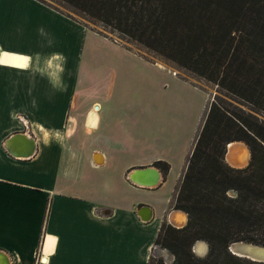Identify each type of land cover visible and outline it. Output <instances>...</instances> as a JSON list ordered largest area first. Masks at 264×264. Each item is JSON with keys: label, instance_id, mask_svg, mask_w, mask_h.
Masks as SVG:
<instances>
[{"label": "crops", "instance_id": "crops-1", "mask_svg": "<svg viewBox=\"0 0 264 264\" xmlns=\"http://www.w3.org/2000/svg\"><path fill=\"white\" fill-rule=\"evenodd\" d=\"M0 61V264H148L206 91L41 0H0Z\"/></svg>", "mask_w": 264, "mask_h": 264}, {"label": "trees", "instance_id": "trees-1", "mask_svg": "<svg viewBox=\"0 0 264 264\" xmlns=\"http://www.w3.org/2000/svg\"><path fill=\"white\" fill-rule=\"evenodd\" d=\"M61 1L219 88L172 197L187 221L163 219L154 239L174 258L151 253L148 264H264L228 248L234 240L264 245V0ZM233 140L250 151L244 166L226 161ZM201 239L208 250L197 255L192 246Z\"/></svg>", "mask_w": 264, "mask_h": 264}, {"label": "rangeland", "instance_id": "rangeland-1", "mask_svg": "<svg viewBox=\"0 0 264 264\" xmlns=\"http://www.w3.org/2000/svg\"><path fill=\"white\" fill-rule=\"evenodd\" d=\"M56 6H58L60 9H62L63 11H65V13H69L71 15H73V18L79 19L83 22H85V24H87L88 26H91L95 29H100L103 31V34L110 36L111 38H113L115 41L122 43L138 52H140L141 54L145 55L146 57H149L152 60H157L159 58H157V55L155 52L151 51L150 49L145 48L144 46L136 43V42H132V41H127L128 39L120 37L121 35H119L117 32L115 31H111V28L109 26H104L101 22L95 20L94 18L78 11L77 9L73 8L72 6H70L69 4L65 3L64 1L61 0H46ZM105 32V33H104ZM161 60V59H160ZM167 65L171 66L173 65V63L171 62H166ZM177 73L178 76H180L183 79L188 80L189 82L203 88L206 93H207V97H208V102L216 95L220 94L219 92V88L217 87V85L209 80H206L204 78H201L183 68H179L177 69V71H175ZM182 97L184 98V96L182 95ZM206 103V101H205ZM199 111L202 112V109L200 110V106H199ZM199 112V114H200ZM172 114V111H168L167 112V116L169 117ZM197 241V240H196ZM195 241V242H196ZM194 242V244H195ZM193 244V245H194ZM156 248L153 249V251L151 253L158 255V256H162V258L164 259V261L166 262H170L174 256H172L173 254L171 253L170 250L160 247L158 245H156ZM193 249V246H192ZM196 253V252H195ZM206 254V253H205ZM198 255V254H197Z\"/></svg>", "mask_w": 264, "mask_h": 264}, {"label": "water", "instance_id": "water-1", "mask_svg": "<svg viewBox=\"0 0 264 264\" xmlns=\"http://www.w3.org/2000/svg\"><path fill=\"white\" fill-rule=\"evenodd\" d=\"M13 136H21V135H20V133H15ZM13 136H12V140H13V138H15ZM22 137H24L31 144V147L26 152H23L20 154L28 155L31 153L32 148H33L32 139L28 138L26 135H22ZM10 141L11 140H9V142ZM233 141H241V140H233ZM227 148L228 147H226V151H227ZM8 149L11 152H15L13 149V146L9 143H8ZM249 158H250V151H249ZM249 158L246 159V161L240 165H233V164L229 163L227 160L226 161L233 166H244L248 163ZM129 177L135 183L143 184V185H152V184L157 183V181L159 179V172L155 167L147 166L145 168L135 169L134 171L129 173ZM148 177L150 179L155 178L156 182L147 180L146 178H148ZM141 178H143V180H138ZM141 181H144V182H141ZM201 240L204 241V243L206 245V249L204 251H201V252L197 251L195 248V244L193 245V251L196 252V254H198V255H204L208 250V243L203 239H201ZM228 248L232 253H234L238 256L246 257V258L256 260V261H264V245H262V244L248 242V241H244V240H234L229 244Z\"/></svg>", "mask_w": 264, "mask_h": 264}, {"label": "bare ground", "instance_id": "bare-ground-1", "mask_svg": "<svg viewBox=\"0 0 264 264\" xmlns=\"http://www.w3.org/2000/svg\"><path fill=\"white\" fill-rule=\"evenodd\" d=\"M236 142L235 141L231 142L228 145L227 154H226V160L229 163L231 162L234 165H240V164H242V163H244L246 161V158H247V155H248L246 149L248 147H246V144L244 142H242V141H241V143H236ZM148 178H146V179L149 180V181L156 182L155 178H153V179H150V178L148 179ZM138 180H143V178L138 179ZM141 182H144V181H141ZM158 182H159V180H158ZM148 216H149V213L146 215V217H148ZM195 248H196L197 251L201 252V251H204L206 249V245H205L204 241L199 240V241H197L195 243Z\"/></svg>", "mask_w": 264, "mask_h": 264}, {"label": "snow or ice", "instance_id": "snow-or-ice-1", "mask_svg": "<svg viewBox=\"0 0 264 264\" xmlns=\"http://www.w3.org/2000/svg\"><path fill=\"white\" fill-rule=\"evenodd\" d=\"M26 59V58H25ZM3 61H0V63H2Z\"/></svg>", "mask_w": 264, "mask_h": 264}]
</instances>
